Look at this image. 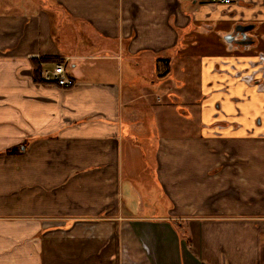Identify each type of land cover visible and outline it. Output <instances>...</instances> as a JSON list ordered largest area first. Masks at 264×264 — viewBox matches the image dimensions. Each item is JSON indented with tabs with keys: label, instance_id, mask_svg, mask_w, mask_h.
<instances>
[{
	"label": "crops",
	"instance_id": "0c3cea01",
	"mask_svg": "<svg viewBox=\"0 0 264 264\" xmlns=\"http://www.w3.org/2000/svg\"><path fill=\"white\" fill-rule=\"evenodd\" d=\"M0 264H264V0H0Z\"/></svg>",
	"mask_w": 264,
	"mask_h": 264
},
{
	"label": "built area",
	"instance_id": "2783aa9c",
	"mask_svg": "<svg viewBox=\"0 0 264 264\" xmlns=\"http://www.w3.org/2000/svg\"><path fill=\"white\" fill-rule=\"evenodd\" d=\"M212 2L228 3L230 0H210ZM41 77L44 81L55 84L60 87L69 86L72 81L66 69L65 61H58L49 67L41 70Z\"/></svg>",
	"mask_w": 264,
	"mask_h": 264
},
{
	"label": "water",
	"instance_id": "95a60500",
	"mask_svg": "<svg viewBox=\"0 0 264 264\" xmlns=\"http://www.w3.org/2000/svg\"><path fill=\"white\" fill-rule=\"evenodd\" d=\"M254 28L253 24L245 25L243 23L236 24L233 29L223 35V39L231 47L236 45L240 48V45L249 46L252 41L249 39L248 33Z\"/></svg>",
	"mask_w": 264,
	"mask_h": 264
},
{
	"label": "flooded vegetation",
	"instance_id": "af4514ba",
	"mask_svg": "<svg viewBox=\"0 0 264 264\" xmlns=\"http://www.w3.org/2000/svg\"><path fill=\"white\" fill-rule=\"evenodd\" d=\"M250 24H252V23H246L245 25H250ZM253 25L255 27V24H253ZM253 30H254V28H253ZM253 30L252 31H249L248 36H249V39L252 41V43L250 45H254L255 46V43H257V41H259L260 34L254 32ZM243 46H245V45H240V47H243Z\"/></svg>",
	"mask_w": 264,
	"mask_h": 264
},
{
	"label": "rangeland",
	"instance_id": "374dc122",
	"mask_svg": "<svg viewBox=\"0 0 264 264\" xmlns=\"http://www.w3.org/2000/svg\"><path fill=\"white\" fill-rule=\"evenodd\" d=\"M261 47V46H260ZM40 78H41V81H43V82H46V81H44L43 79H42V77H41V74H40ZM156 94V93H155ZM156 99V98H155ZM156 100H158V99H156ZM165 100H168L167 98H165V97H163V95L160 97V100H158V102L159 103H163V102H165ZM170 100V99H169ZM127 102H126V100L125 99H123V106L125 107V109H127L128 108V105L126 104ZM176 104V103H175ZM177 106H179L178 104L177 105H175V107H176V109H177Z\"/></svg>",
	"mask_w": 264,
	"mask_h": 264
},
{
	"label": "trees",
	"instance_id": "16d2710c",
	"mask_svg": "<svg viewBox=\"0 0 264 264\" xmlns=\"http://www.w3.org/2000/svg\"><path fill=\"white\" fill-rule=\"evenodd\" d=\"M40 63L41 61H37L34 63V67H35V75H36V78L38 79V76H40V72H41V67H40ZM189 243H190V239H189Z\"/></svg>",
	"mask_w": 264,
	"mask_h": 264
}]
</instances>
